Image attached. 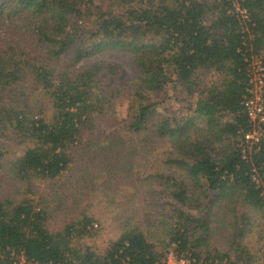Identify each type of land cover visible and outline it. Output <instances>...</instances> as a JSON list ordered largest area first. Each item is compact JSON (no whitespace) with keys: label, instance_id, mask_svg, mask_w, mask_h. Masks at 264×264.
<instances>
[{"label":"trees","instance_id":"obj_1","mask_svg":"<svg viewBox=\"0 0 264 264\" xmlns=\"http://www.w3.org/2000/svg\"><path fill=\"white\" fill-rule=\"evenodd\" d=\"M240 3L248 20L228 0H0V264H167L170 249L183 264H251L264 135L245 139L244 95L250 55L264 65V0ZM116 51L132 75L106 57ZM34 180H54V197L34 196ZM152 180L137 202L119 199L120 185ZM76 187L125 217L102 251L78 240L99 218ZM139 205L163 236L124 209ZM219 218L226 249L211 242Z\"/></svg>","mask_w":264,"mask_h":264},{"label":"rangeland","instance_id":"obj_2","mask_svg":"<svg viewBox=\"0 0 264 264\" xmlns=\"http://www.w3.org/2000/svg\"><path fill=\"white\" fill-rule=\"evenodd\" d=\"M260 59H262V55H259ZM106 57L113 58L114 61H117L118 63L122 64V77L132 75L135 72V68L130 62L129 55L124 51H116V52H108ZM214 74L212 72H208L205 75L206 79L213 78ZM180 89H170V96L173 94H179L181 97H185L186 93L185 91L179 92ZM174 98H171L173 100ZM128 98L124 96L118 99L117 103V111L120 113L121 116H126V110L128 105ZM173 102V101H170ZM178 107H184L186 106V102L182 99H179L178 102L174 103ZM5 141H8V138H3ZM9 142V141H8ZM63 177V175L61 176ZM64 178V177H63ZM154 178V177H152ZM152 178H148V183L151 182ZM56 180L61 181L62 179L60 177H57ZM32 185L37 189V191L34 193V196L42 195L44 197H47L49 199L54 197V192L57 191L58 184L55 183L54 180H47V181H40V180H34L32 181ZM156 185L155 182L152 180L151 186L143 187L142 190H139L138 192H135L134 189H132V186L128 185L127 187L123 185H120L119 189L120 191L117 193L119 196V199L122 200H131L135 198V202H137L140 199H142V196H144V192H142L144 189L150 190L153 188V186ZM124 186V187H123ZM5 190L8 188H11V186L5 187ZM1 190V188H0ZM75 192V196L77 199H81L82 203H88L90 206L89 211L94 212L96 216H98L99 220L96 221L97 229L95 230L94 234L86 235L83 237H80L78 240L80 242L86 243L90 245L92 248H94L97 251H102L111 241L113 237H115L118 232L120 231V224L117 222L120 219H124L125 217H120L114 208L113 205L109 204L108 202V196L105 194H101L99 191H93L90 190L87 193H80V190L76 187L73 189ZM69 194H71V191L67 190ZM71 201H75L74 197H70ZM71 201H68L65 203V206H68L71 204ZM164 202V206H166V200L165 197H160L159 201L157 200L156 203L159 205L160 208H162ZM158 207V208H159ZM159 208V211H160ZM128 212H136L135 216L142 218V225L143 226H150V233L154 234V237L163 236L162 230L158 228V225H156V222H152L151 219H154L157 217V213H154L155 208L152 207H146L142 208L139 206H130L124 208ZM221 212V211H220ZM219 212V213H220ZM137 213L140 215L137 216ZM114 214H117V219L114 217ZM136 217L132 218V220L136 219ZM259 219V218H258ZM257 219V220H258ZM255 220V224L252 226V230L249 231L244 236V243L247 246L249 252L252 254V262L251 264H264V239L261 237V232L264 231V218L259 219L258 221L261 223H257L258 221ZM223 219H216L214 223L212 224L213 231H212V238L211 242L216 245L217 247L226 249L229 245L230 240V229L231 226L226 224ZM154 223V224H153ZM264 233V232H263ZM17 257V255H15ZM166 256V262L167 264H172L174 262H177L179 259H175L176 256L173 252V250H168L165 253Z\"/></svg>","mask_w":264,"mask_h":264},{"label":"built area","instance_id":"obj_3","mask_svg":"<svg viewBox=\"0 0 264 264\" xmlns=\"http://www.w3.org/2000/svg\"><path fill=\"white\" fill-rule=\"evenodd\" d=\"M230 2L229 11L236 12L241 19H249V12L242 6L240 0H228ZM249 85L247 93L244 95V104L248 115L254 126L250 131L245 132L246 140L256 139L259 135H264V65L259 55L252 54L248 59ZM21 262L24 261L20 256ZM186 260L179 258L172 264H183Z\"/></svg>","mask_w":264,"mask_h":264}]
</instances>
